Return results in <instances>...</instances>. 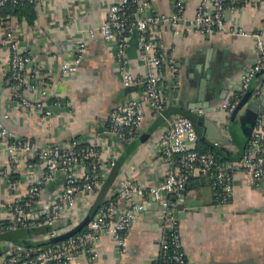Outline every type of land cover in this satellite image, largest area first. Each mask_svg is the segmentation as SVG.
<instances>
[{"label": "crops", "instance_id": "crops-1", "mask_svg": "<svg viewBox=\"0 0 264 264\" xmlns=\"http://www.w3.org/2000/svg\"><path fill=\"white\" fill-rule=\"evenodd\" d=\"M114 1L48 0L44 6H29L30 16H15L10 23L11 30L22 40L20 51L33 55L24 75L22 95L32 104H41L50 116L43 119L39 111L25 109L13 100L14 92L5 78L7 55L0 49V116L6 117L2 121L8 139H27L42 147L59 149L75 139L95 146L102 160L113 154L115 162L107 169L98 191L74 209L64 211L52 226L0 233V260L14 245L34 251L65 240L69 232H73L71 236L81 233L98 208L115 195L119 178H128L139 186L156 185L174 170L157 155L156 145L164 131L160 118L145 113L135 137L128 142L104 135L112 109L129 98L137 100L140 94V88L122 87L116 48L102 43L96 29ZM148 1L147 16L158 21L148 26L147 37L162 46L165 60L168 98L163 114L192 120L197 136L195 147L213 152L218 165L231 168L230 198L224 203L215 199L210 180L197 174L189 178L180 198H168L175 206L185 260L187 264H264V183L258 188L250 187L243 172L233 167L254 120L264 118L262 75L252 77L247 89L249 97L238 110L227 113L218 109L230 92L237 91L242 74L254 65L257 37L264 46V4L256 9L226 6L223 32L219 35H200L194 27L182 23L180 36L174 38L168 20L174 0ZM198 2L187 0L185 20L194 17ZM76 41L84 45L76 72L61 76L60 64L71 55ZM120 60L133 76L147 72L134 37L125 43ZM170 66L176 70L175 89V76L168 72ZM5 166L6 155L0 148V221L7 218L3 205L23 201L27 181L23 165L18 163L13 169L7 168L11 182L8 185L1 176ZM60 183L61 176L56 174L54 181L43 187L36 205L27 213L29 220L40 218L47 199L55 195ZM143 204L127 232L121 257L116 254L115 241L101 236L97 257L78 255L72 264H156L159 243L164 238L159 220L162 213L150 199Z\"/></svg>", "mask_w": 264, "mask_h": 264}, {"label": "built area", "instance_id": "built-area-1", "mask_svg": "<svg viewBox=\"0 0 264 264\" xmlns=\"http://www.w3.org/2000/svg\"><path fill=\"white\" fill-rule=\"evenodd\" d=\"M47 1L0 0V10L7 11L4 17L0 16V49L5 51L8 65L5 78L14 92L13 100L25 109L39 111L43 119H47L50 112L43 110L39 103H30L22 95L24 75L33 55L28 51H20L22 40L11 30L10 23L15 17L16 8L24 5L44 6ZM186 3L187 0H174L173 13L168 19L174 38L180 36L182 23L194 27L200 35H219L223 32L222 17L226 6L229 9H256L264 4V0H199L196 13L190 20L183 17ZM148 9V0H116L108 5L103 22L96 28L102 43H111L116 48L115 62L119 65L118 74L122 87L140 88L137 100L129 98L112 109L104 135L119 142H128L135 137L145 113L153 118H160L164 131L156 145L157 155L165 163L172 165L174 170L156 185L139 186L128 178H119L115 195L98 208L81 233L34 251L14 245L5 252L0 264H72L78 255L94 259L97 257L98 239L101 236L115 241L116 254L121 257L126 248L127 232L142 211L143 201L146 199H150L162 213L159 220L164 238L159 243L156 264H187L174 216L175 206L168 198H180L187 180L194 174L210 180L216 200L224 203L230 198L231 168L218 165L211 153L195 150L197 136L190 120L179 115L167 118L163 114L168 98L164 86L165 60L162 46L147 37L148 26L158 21L156 18H148ZM133 36L140 59L147 68L143 76H133L121 66L120 58L125 43ZM255 43L257 57L254 65L242 74L237 91L228 94L218 107L219 110L233 112L247 91L252 77L261 73L264 79V46L259 37ZM83 53V43L76 41L71 55L60 64L61 76L76 72ZM168 72L175 76L172 81L175 89L176 70L170 66ZM202 113L201 110L198 111L199 115ZM3 118H6L5 115L0 116V148L6 155V166L1 176L11 185L7 168L13 169L18 163H22L27 181L23 201L3 205L7 218L0 221V233L52 226L64 211L72 210L80 201L91 198L104 184L106 171L115 162L113 154L110 153L102 160L95 146L85 145L75 139L60 149L55 146L42 147L27 139L10 140ZM233 167L243 172L250 187L258 188L264 183V118L255 120ZM56 174H60L61 183L55 195L47 199L38 220H29L27 213L36 205L43 187L54 181Z\"/></svg>", "mask_w": 264, "mask_h": 264}, {"label": "trees", "instance_id": "trees-1", "mask_svg": "<svg viewBox=\"0 0 264 264\" xmlns=\"http://www.w3.org/2000/svg\"><path fill=\"white\" fill-rule=\"evenodd\" d=\"M29 6H31V5H24V6H22V7H18V8H16L15 10H14V15L17 17V18H20L21 16H24L25 18H27L28 16H30V7ZM6 13H7V11H1L0 10V16L1 17H4L5 15H6ZM28 15V16H27ZM134 37V36H133ZM135 38V37H134ZM191 123H192V120H191ZM195 150L196 151H198V152H200V153H211L213 156H214V159H215V161L217 162V157L215 156V154L213 153V152H211V151H208V152H206V151H202V150H200V149H197L196 147H195ZM241 155V154H240ZM189 180V179H188ZM188 180H187V182H188ZM187 182H186V184H187ZM186 184H185V187H186ZM185 187H184V189H185ZM80 232V231H79Z\"/></svg>", "mask_w": 264, "mask_h": 264}, {"label": "water", "instance_id": "water-1", "mask_svg": "<svg viewBox=\"0 0 264 264\" xmlns=\"http://www.w3.org/2000/svg\"><path fill=\"white\" fill-rule=\"evenodd\" d=\"M259 75H262L261 73H258ZM248 97H249V91L247 90L245 93H244V95L242 96V98L240 99V101L238 102V104H237V106H236V110H238L246 101H247V99H248ZM262 106L264 107V103L262 104ZM260 112H261V109L257 112V113H259L260 114ZM199 122L200 121H202L201 119H199L198 120ZM254 122H255V120H254ZM254 122H253V124H254ZM252 124V125H253ZM73 234V232H69V233H67V234H65L64 235V238H67V237H70L71 235Z\"/></svg>", "mask_w": 264, "mask_h": 264}]
</instances>
